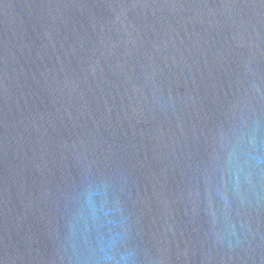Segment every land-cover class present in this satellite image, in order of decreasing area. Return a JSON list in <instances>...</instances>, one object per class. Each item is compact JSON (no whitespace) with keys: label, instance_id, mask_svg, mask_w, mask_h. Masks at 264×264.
Returning a JSON list of instances; mask_svg holds the SVG:
<instances>
[{"label":"water","instance_id":"water-1","mask_svg":"<svg viewBox=\"0 0 264 264\" xmlns=\"http://www.w3.org/2000/svg\"><path fill=\"white\" fill-rule=\"evenodd\" d=\"M0 264H264V0H0Z\"/></svg>","mask_w":264,"mask_h":264}]
</instances>
